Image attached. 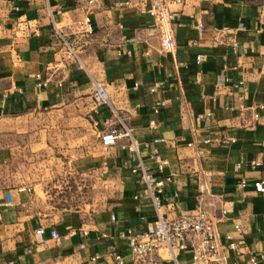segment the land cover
I'll use <instances>...</instances> for the list:
<instances>
[{
  "label": "crops",
  "instance_id": "obj_1",
  "mask_svg": "<svg viewBox=\"0 0 264 264\" xmlns=\"http://www.w3.org/2000/svg\"><path fill=\"white\" fill-rule=\"evenodd\" d=\"M94 1L0 0V264H117L116 254L133 264L121 234L150 230L157 213L132 169L140 161L154 168L155 148L167 160L159 177H171L162 213L202 206L224 240L238 241L232 264L253 256L264 264V194L254 188L264 178V0H183L174 7V53L140 13L145 0ZM89 9L95 33L87 37L80 22ZM59 33L77 40L79 62ZM44 79L47 87L38 85ZM98 83L108 103L95 100ZM123 124L138 154L126 139L102 143L104 131ZM45 146L54 152L48 161L63 163L56 199L40 180L56 177L53 170L16 167L21 147L31 148V162ZM171 257L161 249L145 264Z\"/></svg>",
  "mask_w": 264,
  "mask_h": 264
},
{
  "label": "built area",
  "instance_id": "obj_2",
  "mask_svg": "<svg viewBox=\"0 0 264 264\" xmlns=\"http://www.w3.org/2000/svg\"><path fill=\"white\" fill-rule=\"evenodd\" d=\"M183 0H145V5L140 9V13L148 15L153 19L154 31L161 37L163 49L167 52L174 53L175 38L172 26L176 19L174 7L182 4ZM88 4L95 6L94 0H88ZM129 5V2L126 3ZM193 17V16H192ZM81 33L87 37L95 33L92 23L91 9L87 10L86 15L80 22ZM199 34H205L206 28L201 21L196 23ZM62 45L67 55L79 62L77 50L79 45L77 40L71 39L67 34H60ZM193 46H197V40H193ZM237 48V43L233 44ZM196 63L201 64L204 61V55L199 53L196 55ZM38 74L37 78L40 79ZM48 79L40 80L38 85L47 87ZM95 100L98 103H108L109 97L104 83H98L96 86ZM153 91L155 90L152 89ZM260 109H264V105H260ZM260 112L254 113V119L259 121ZM126 139L128 143L123 144L124 148L139 153L140 142L134 137L132 129L123 124L120 129L110 128L101 134L102 143L105 146H113L119 140ZM234 141V138H230ZM155 162V167L151 168L142 161L132 169L133 172H139L141 181L146 185L148 194L150 195L157 218L150 230L135 232L128 230L122 233L121 237L126 238L129 245V257L133 264L155 263L157 254L161 249H166L172 253V264H232L231 252L238 249V241L232 234L224 236L220 233L218 225L214 217L202 206H198L193 210L185 211L176 215L162 213L163 194L165 191L166 181H171V177L160 178L166 165L167 160L163 158L159 150L155 148L151 154ZM254 167L260 166V161H254ZM246 181L239 183L240 187H245ZM254 188L257 192L264 194V178L254 182ZM8 203L11 197L7 194ZM236 231L242 233L241 225H236ZM46 230L44 227L36 229V234L44 237ZM51 239L59 241L60 235L56 229L50 231ZM44 243L48 242L44 238ZM190 251V259L188 261L180 260L176 257L175 251ZM115 261L117 264H124V257L116 254ZM251 264H259L257 257L250 258Z\"/></svg>",
  "mask_w": 264,
  "mask_h": 264
},
{
  "label": "rangeland",
  "instance_id": "obj_3",
  "mask_svg": "<svg viewBox=\"0 0 264 264\" xmlns=\"http://www.w3.org/2000/svg\"><path fill=\"white\" fill-rule=\"evenodd\" d=\"M29 149L31 148H23L21 147L19 150V163H17L16 167L18 166L19 169L24 170L25 172H27V169L30 167L32 169L37 170H42V171H50L53 170V174H51L52 176H56L53 178H42L40 180H42L44 182L45 180V187L51 192L49 193V195L53 196L54 199H56V197L60 198V194H55L56 191L61 190V188L58 187H63V163H55L52 161H48V159H50V154L51 150L49 149V147L45 146V147H37V151H36V158H35V162L33 160H31V162L28 161V158L34 155H30L29 154ZM57 153V152H56ZM47 160V161H45ZM30 165V166H29ZM59 171V172H58ZM57 186V187H56ZM51 187V188H50ZM54 187V188H52ZM84 197V200L87 202H91V195L89 193H86V191H84V194L81 195ZM61 200V199H60Z\"/></svg>",
  "mask_w": 264,
  "mask_h": 264
}]
</instances>
